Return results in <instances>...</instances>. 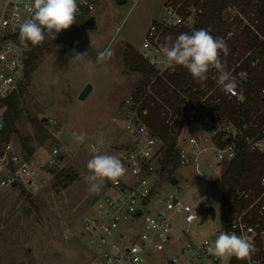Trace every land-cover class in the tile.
<instances>
[{
	"label": "built area",
	"instance_id": "2783aa9c",
	"mask_svg": "<svg viewBox=\"0 0 264 264\" xmlns=\"http://www.w3.org/2000/svg\"><path fill=\"white\" fill-rule=\"evenodd\" d=\"M207 1L165 2L163 14L149 23L138 49L156 73L149 75L121 101L123 140L104 148L97 136L89 144L90 153L95 147L99 154L119 157L127 173L117 184L107 182L80 218V236L90 256L88 264H199L203 260H208L209 264H220L206 251L208 239H186L189 237L188 227L201 215L199 208L173 192L157 190L162 174L174 166L165 162L171 139L175 165L196 166L205 152H211L216 163L221 165L235 157L236 140L243 129L257 127V119L264 117V85L260 89L263 99L258 110L242 127H237L223 117H213L211 107L222 97L239 99L242 96L237 88L232 93H225L218 85L215 69L208 74L210 84L201 83L194 91L178 89L170 78L176 68L166 67L161 45L171 32L193 24ZM77 2L80 8L76 24L57 35L66 36L91 16L98 0ZM31 4L32 0H0V131L5 126L7 101L25 81L30 43L27 46L21 44L18 37L20 25L31 17ZM225 16L228 23L237 16L252 35L263 38L255 26L254 10L244 15L230 6ZM240 29L232 25L222 38L229 53L227 56L222 53L221 60L226 63L236 83L246 80L248 74L244 63L252 51V47L233 40ZM249 63L254 64L253 61ZM175 95L181 101L183 120L182 109L171 101ZM152 115L165 125L168 138L161 137L149 125L146 119ZM44 123L56 124V121L47 118ZM261 128L264 129V124ZM253 139L254 136L246 137L249 149L264 151L259 145L264 136L258 142ZM50 154L44 162L49 169L56 164L59 149L53 147ZM38 171L36 155H26L11 141L2 144L0 189L21 186L35 190ZM196 172L203 180L211 179L199 168ZM238 198L241 204L231 212L228 231L251 237L256 248L250 261H242L241 264H264V174L259 178L257 189H241ZM142 216L143 222L137 225Z\"/></svg>",
	"mask_w": 264,
	"mask_h": 264
},
{
	"label": "rangeland",
	"instance_id": "374dc122",
	"mask_svg": "<svg viewBox=\"0 0 264 264\" xmlns=\"http://www.w3.org/2000/svg\"><path fill=\"white\" fill-rule=\"evenodd\" d=\"M121 1L98 0L91 12L95 26L77 25L69 31L51 52L44 53L25 84L20 100L22 113L16 124L21 134L32 137L39 171L35 190L21 186L0 189V264H88L90 256L80 236V218L102 191L95 195L86 191L83 177L93 155L89 144L99 136L101 146L109 148L123 136L121 101L142 79L138 71L124 63L126 45L138 52L149 23L161 17L167 0ZM106 50H111L112 56L99 61L98 54ZM87 83L91 89L84 98H78ZM29 115L40 120L53 118L56 124L42 121L40 130ZM81 131L87 133L83 144L72 135ZM40 136L44 137L42 143L36 141ZM8 141L23 150L16 134ZM53 147L59 154L49 169L44 162ZM221 165L211 152H205L196 166L174 165L160 178L158 191L173 192L201 211L188 227L186 239L206 238L210 243L220 232L223 189L216 177ZM197 168L211 179L203 180ZM62 171L75 175L65 186L56 181ZM170 177L177 183H170ZM209 205L215 215L203 217Z\"/></svg>",
	"mask_w": 264,
	"mask_h": 264
},
{
	"label": "trees",
	"instance_id": "16d2710c",
	"mask_svg": "<svg viewBox=\"0 0 264 264\" xmlns=\"http://www.w3.org/2000/svg\"><path fill=\"white\" fill-rule=\"evenodd\" d=\"M230 6H234L244 15H247L250 10H254L255 18L257 19L255 26L263 38L252 35L250 29L242 25L237 16L233 17L232 21L228 23L225 13ZM232 25L237 29L241 28L239 33L234 35L233 40L248 48L252 47L250 56L244 63L248 74L247 78L244 81L237 82V89L243 98L229 99L222 97L219 102L213 104L211 110L215 119L223 117L237 127H242L252 114L258 110L259 103L263 99L260 89L264 85V0H208L204 5L203 12L199 14L193 24L183 25L168 36L171 35L175 38L182 32L191 33L195 29L204 28L209 30L214 37L223 38ZM62 37L57 35L54 40L48 38L43 44L37 46L30 44L25 67V81L18 92L14 93L7 101V108L4 114L5 126L0 131V148L3 143L9 140L12 134H16L21 142L23 153L30 155L34 151V147L31 144L32 137L21 134L16 124L22 113L20 100L30 74L36 69L44 53L51 52L52 47L58 45ZM249 61H253L254 64H250ZM124 63L130 70L138 71L141 74L140 83H143L149 75L156 73V69L131 45H126ZM170 78L178 89L183 90L191 89L194 91L201 84L194 80L188 71L181 66L176 67L175 73ZM203 83L210 84V79L208 78ZM171 101L175 107L182 109L181 101L177 95L173 96ZM184 117L183 111L182 120ZM29 120L36 122L40 130H42L44 124L42 120L31 115H29ZM146 120L161 137L164 139L169 137V132H167L165 125L155 118L154 115ZM262 124H264V117H259L257 119V127L243 129L236 140L237 153L235 157L230 161L223 162V165H221L222 170L219 174V182L221 183L223 194L221 201L222 226L220 231H228L231 212L237 204H241L238 192L241 189H257L259 178L264 174V151L259 149L250 150L246 140L247 136L252 137L256 133L261 132L263 130L261 128ZM171 140L167 148L165 162L175 165L174 143L173 139ZM36 141L42 143L44 137L40 136ZM56 178V181L61 182L62 186H65L75 179V175L72 171H62L57 174ZM241 262L233 257L229 264H241Z\"/></svg>",
	"mask_w": 264,
	"mask_h": 264
},
{
	"label": "clouds",
	"instance_id": "9594fccd",
	"mask_svg": "<svg viewBox=\"0 0 264 264\" xmlns=\"http://www.w3.org/2000/svg\"><path fill=\"white\" fill-rule=\"evenodd\" d=\"M87 3V0H81ZM80 4L77 0H32L31 17L26 19L19 28V40L27 46L41 45L46 39L54 40L60 32L76 24ZM167 68L177 66L185 68L198 83L209 78V72L215 69L218 85L225 93H232L237 83L227 65L221 60V54L229 53L226 42L214 37L209 30L195 29L191 33L182 32L173 38H165L160 48ZM86 54V53H85ZM85 54L77 55L83 57ZM111 50L98 54V60L104 61L112 56ZM76 142L83 144L87 139L85 132H73ZM92 157L87 161V174L83 177L90 195L98 194L107 182L117 184L126 175L124 162L115 155L99 154L95 147L91 148ZM206 251L220 261L229 264L231 258L238 261H250L256 248L251 237L227 230L220 231L215 240L208 243Z\"/></svg>",
	"mask_w": 264,
	"mask_h": 264
},
{
	"label": "water",
	"instance_id": "95a60500",
	"mask_svg": "<svg viewBox=\"0 0 264 264\" xmlns=\"http://www.w3.org/2000/svg\"><path fill=\"white\" fill-rule=\"evenodd\" d=\"M120 2H123L120 0ZM96 24V20L95 17L93 15L89 16L88 18H86L85 20H83L80 24L81 28H93ZM91 89V84L87 83L83 89L81 90V92L78 94V98L82 99L86 96V94L89 92V90ZM243 96H240L239 99H242ZM42 121H46L47 118L46 117H42L41 118ZM264 136V129L261 132L256 133V135L254 136V141H260V139ZM260 147L264 150V140H262V143L259 144ZM218 180V177H217ZM170 183L175 184L177 183V179L175 177H170L169 179ZM203 217L210 215V216H214L215 215V210L213 208V206L209 205L207 206V208L203 211Z\"/></svg>",
	"mask_w": 264,
	"mask_h": 264
},
{
	"label": "crops",
	"instance_id": "0c3cea01",
	"mask_svg": "<svg viewBox=\"0 0 264 264\" xmlns=\"http://www.w3.org/2000/svg\"><path fill=\"white\" fill-rule=\"evenodd\" d=\"M123 140V136L122 137H119L116 141H114V143H119ZM217 165H220L217 163ZM217 177H218V180H217ZM216 177V180L219 181V175ZM199 264H209L208 260H203L201 263Z\"/></svg>",
	"mask_w": 264,
	"mask_h": 264
}]
</instances>
